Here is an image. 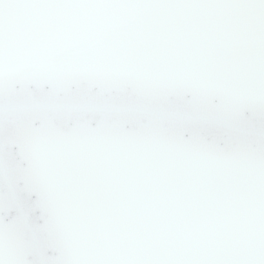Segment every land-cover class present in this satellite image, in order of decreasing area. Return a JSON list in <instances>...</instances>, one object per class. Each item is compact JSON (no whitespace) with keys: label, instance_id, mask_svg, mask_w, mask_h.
<instances>
[{"label":"snow or ice","instance_id":"1","mask_svg":"<svg viewBox=\"0 0 264 264\" xmlns=\"http://www.w3.org/2000/svg\"><path fill=\"white\" fill-rule=\"evenodd\" d=\"M44 68L130 85L143 127L0 168V264H264V0H0V127ZM185 87L223 150L161 131Z\"/></svg>","mask_w":264,"mask_h":264},{"label":"water","instance_id":"2","mask_svg":"<svg viewBox=\"0 0 264 264\" xmlns=\"http://www.w3.org/2000/svg\"><path fill=\"white\" fill-rule=\"evenodd\" d=\"M19 87L22 94L12 101L16 113L6 127H0V168L32 171L37 182L43 161L54 148L85 141L96 133L104 134L100 139L134 137L143 127L139 116L126 114L120 108V102L132 93L127 84L109 86L82 70L65 73L44 68ZM158 103L170 110L159 123L167 139L224 149L219 124L197 121L188 112L194 103L190 87L170 91ZM224 103L221 91L210 92L206 97L208 106ZM38 197L37 191L25 193V198L34 202ZM38 215L42 221L47 220L46 210L39 209Z\"/></svg>","mask_w":264,"mask_h":264}]
</instances>
